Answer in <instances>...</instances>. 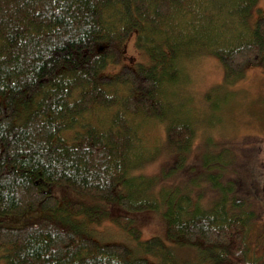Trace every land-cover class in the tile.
<instances>
[{"label":"trees","instance_id":"1","mask_svg":"<svg viewBox=\"0 0 264 264\" xmlns=\"http://www.w3.org/2000/svg\"><path fill=\"white\" fill-rule=\"evenodd\" d=\"M257 1L0 0V217L39 214L23 228L0 224V264H158L125 242L98 240L87 227L102 222L105 206H63L52 187L134 213L159 210L149 196L134 198L144 181L136 170L156 140L127 116L164 123L166 112L176 115V94L169 100L166 88L176 87L178 64L200 50L222 62L233 89L249 65H264V17L249 20ZM134 34L153 64L108 73ZM169 123L168 143L187 147L193 128ZM227 201L204 211L181 195L176 208L161 210L169 238L198 249L207 264H247L244 222ZM124 217L120 231L135 235L141 251L176 264L161 238L141 241Z\"/></svg>","mask_w":264,"mask_h":264},{"label":"rangeland","instance_id":"2","mask_svg":"<svg viewBox=\"0 0 264 264\" xmlns=\"http://www.w3.org/2000/svg\"><path fill=\"white\" fill-rule=\"evenodd\" d=\"M261 17H264V0H258L253 6L249 20L254 25ZM130 37L131 35L123 44V62L118 66L109 67L108 73H116L127 65L138 67L153 64L149 54L137 48L136 34ZM178 67L181 73L176 87L174 85L171 89L166 88V92H170L169 100L172 99L173 93L176 94L173 108H177L178 111H171L177 116L166 112L164 123L160 121L154 123L155 120L146 117L130 119L127 116L133 123L130 124L134 125L137 131L144 133L146 130L147 136L156 140L149 145V148L153 149L152 156L142 162L136 170L135 175L142 177L144 181L143 187L138 190L139 193L134 192V198L149 196L159 202L161 207L159 210L150 209L134 213L119 204L97 202L90 197L77 198L73 189L56 186L52 187V191L63 206L75 199L88 205L105 206L107 215L101 216L102 222L87 227L102 242H125L134 251L135 256H144L150 261L163 264V253L152 255L141 251L135 235L120 231L118 222L122 220L119 218L125 214L124 218L127 219L130 227L139 232L141 241L161 238L172 249L176 264H207L202 262L205 258L198 249L180 246L169 238L168 219L163 216L161 210L166 206L169 207L170 203L176 208L175 205L181 195L189 197L191 209L199 206L204 211L211 210L219 201L226 198L229 201L242 199L240 190L236 187L237 180L252 175L246 165L249 162L250 167L256 160L254 157L244 158V153L242 154L240 150L244 144L242 142L249 141L250 138L245 139L249 135L264 136L262 128L264 124L258 123L264 118L262 111L264 110V65L262 63L259 66L249 65L243 72L242 80L234 86V89L224 82L225 69L222 62L206 50H200L190 59L186 58L178 64ZM158 72L163 73L162 69ZM171 118H177L193 128V136L187 147H174L168 143V131L165 125H171L168 124V119ZM259 127L261 128L258 130ZM148 129H150L149 134ZM148 144L146 142V145ZM263 144L264 137L260 146L264 147ZM223 150L230 151L228 155L231 154V157H225ZM220 156L222 160L219 159ZM231 160L232 163L228 164ZM240 160L244 164H241ZM122 185L123 183L119 185L117 191L125 194L126 188ZM127 194L130 195V191H127ZM81 195L87 196V194ZM37 215L39 216L30 212L22 217L2 216L0 224L23 228L30 218H35ZM129 236L135 237V240Z\"/></svg>","mask_w":264,"mask_h":264},{"label":"flooded vegetation","instance_id":"3","mask_svg":"<svg viewBox=\"0 0 264 264\" xmlns=\"http://www.w3.org/2000/svg\"><path fill=\"white\" fill-rule=\"evenodd\" d=\"M258 123L263 125L264 118ZM262 128L264 129V127ZM263 137L249 135L245 139L250 138V140L242 142L244 144L240 150L242 154L244 153V158L254 157L256 160L250 167L249 162L246 165L252 175L238 178L239 193H241L242 199L237 198L227 201L230 211L239 215L244 222L245 230L242 233V245L247 264H264V147L260 146ZM229 152L223 150L225 157H231V154L228 155ZM240 162L243 163L242 160ZM231 163L232 160L228 164Z\"/></svg>","mask_w":264,"mask_h":264}]
</instances>
